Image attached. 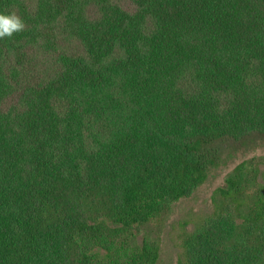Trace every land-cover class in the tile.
I'll use <instances>...</instances> for the list:
<instances>
[{
    "label": "trees",
    "instance_id": "trees-1",
    "mask_svg": "<svg viewBox=\"0 0 264 264\" xmlns=\"http://www.w3.org/2000/svg\"><path fill=\"white\" fill-rule=\"evenodd\" d=\"M0 11L25 25L0 39V264H155L157 246L124 239L224 148L264 137V0ZM245 169L216 190L242 235L188 249L189 264H264V184L250 196Z\"/></svg>",
    "mask_w": 264,
    "mask_h": 264
},
{
    "label": "rangeland",
    "instance_id": "rangeland-1",
    "mask_svg": "<svg viewBox=\"0 0 264 264\" xmlns=\"http://www.w3.org/2000/svg\"><path fill=\"white\" fill-rule=\"evenodd\" d=\"M242 162L246 167L244 186L247 193L254 196L259 186L264 184L262 136L246 140L235 148H224L216 162L209 166L206 179L185 197L162 207L155 218L140 226L134 238L127 236L124 239L126 249L147 240L158 247L155 264H189L186 261L188 252L196 256V250L202 244L208 242L213 248L221 247L228 244L227 238L240 237L242 228L239 218L233 214L235 218H230L228 213H224L216 190L224 184L233 168Z\"/></svg>",
    "mask_w": 264,
    "mask_h": 264
},
{
    "label": "clouds",
    "instance_id": "clouds-1",
    "mask_svg": "<svg viewBox=\"0 0 264 264\" xmlns=\"http://www.w3.org/2000/svg\"><path fill=\"white\" fill-rule=\"evenodd\" d=\"M24 21L15 12L0 11V39L11 37L24 29Z\"/></svg>",
    "mask_w": 264,
    "mask_h": 264
}]
</instances>
